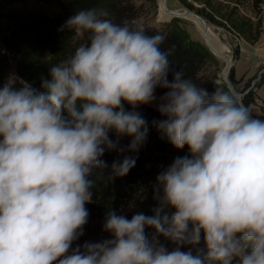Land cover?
I'll return each instance as SVG.
<instances>
[{"label":"clouds","instance_id":"clouds-1","mask_svg":"<svg viewBox=\"0 0 264 264\" xmlns=\"http://www.w3.org/2000/svg\"><path fill=\"white\" fill-rule=\"evenodd\" d=\"M106 16L87 8L65 20L59 30L80 42L39 87L15 74L0 86V264H264V118L237 92H209L181 70L169 80L165 36ZM154 101L155 127L187 154L157 174L152 215L109 209L110 236L74 245L89 177L116 147L109 134L137 151L148 126L135 109ZM134 164L113 161L110 175Z\"/></svg>","mask_w":264,"mask_h":264},{"label":"trees","instance_id":"trees-1","mask_svg":"<svg viewBox=\"0 0 264 264\" xmlns=\"http://www.w3.org/2000/svg\"><path fill=\"white\" fill-rule=\"evenodd\" d=\"M27 0H0V86L6 79L15 74L39 87L42 78H50L49 67L52 63L66 57L80 42V37L72 30H59L65 20L80 9L95 8L107 14L113 22H128L141 25L149 34L161 33L165 40L161 47L170 49V71L181 70L185 77L191 78L198 85L206 87L209 92L214 87L228 89L221 74L219 61L202 43L191 40L174 25L173 19L166 28L152 25L156 16L153 0H59L62 12L48 14L24 6ZM180 4L202 16L207 22L223 27L245 40L255 44L262 34L261 5L264 0H178ZM226 1V4L223 2ZM200 2L201 6H195ZM246 3L256 21L243 12ZM238 48L236 54L238 55ZM230 81L237 90L238 83L234 70L230 72ZM167 89L157 87L156 93L162 95ZM254 93L249 91L242 98L249 109L254 104ZM126 110L131 106L125 103ZM138 111L146 120L148 132L146 142L137 150L128 149L130 137L117 139L114 133L110 138L116 141L115 148H105L101 159L105 161L103 168L93 170L89 179L92 200L86 202L89 210L83 234L74 242L82 245L85 241H98L108 238L110 233L103 229L105 214L115 209L129 219L136 213L152 215L157 201L154 198L156 176L176 156L187 154V146L175 148L155 127L153 121L164 117L158 110L146 105H137ZM264 118V108L261 115ZM125 156L134 157L135 164L123 176H111V164ZM153 229L145 228L150 238Z\"/></svg>","mask_w":264,"mask_h":264},{"label":"rangeland","instance_id":"rangeland-1","mask_svg":"<svg viewBox=\"0 0 264 264\" xmlns=\"http://www.w3.org/2000/svg\"><path fill=\"white\" fill-rule=\"evenodd\" d=\"M155 4V18L152 21V25L158 28H166L172 24V20H169L167 16L162 15V11L160 10V2L159 0H153ZM169 9L171 10H179V9H187L183 7L178 0H166ZM220 1V0H218ZM150 2V0H149ZM226 4V1H223ZM151 3V2H150ZM30 8L36 9L48 14H60L62 12L61 5L59 0H27L24 4L20 5ZM195 6L200 7V2L196 3ZM261 18H262V34L260 40L255 44H249L245 40L237 37L227 29L217 26L215 24L209 23V26L226 42L227 46L230 49L232 61L238 59L234 70V76L236 75V70L240 73H243L242 79L238 80L237 90L235 91L238 94H243V97L249 91L253 92L254 104L250 107V110L253 115H261L262 109L264 108V99L260 98L259 94L264 92V3L261 5ZM243 12L248 14L251 18L256 21V17L254 13L251 11V5L246 3L243 8ZM159 16L163 21L159 20ZM178 30H180L183 34L188 36L191 40L200 42L205 44V40L203 35L200 32V29L197 23L190 19H178L174 24ZM207 47V46H206ZM208 48V47H207ZM238 48V55L236 54V49ZM209 49V48H208ZM210 50V49H209ZM211 51V50H210ZM212 54L215 56L217 61H219L221 67L222 77L223 71L226 65L222 59L218 58L213 52ZM232 71V69H231ZM230 71V72H231ZM230 72L228 74V80L230 81ZM235 77V79H236ZM231 82V81H230ZM157 97L160 95L156 93ZM242 97V98H243ZM146 105L155 110H158L156 107V102L147 103V104H139ZM160 240L166 244L169 248L174 245L172 242L165 240L163 237H160ZM184 247V246H182Z\"/></svg>","mask_w":264,"mask_h":264},{"label":"water","instance_id":"water-1","mask_svg":"<svg viewBox=\"0 0 264 264\" xmlns=\"http://www.w3.org/2000/svg\"><path fill=\"white\" fill-rule=\"evenodd\" d=\"M161 1L163 3V11H164V14L170 17L169 20H172V19H190V18H193V19L198 20L204 26V28H205L206 31L209 29L208 22L202 16H200L199 14H197L196 12H193V11L188 10V9L171 10V9H169V7L167 5L166 0H161ZM159 20L160 21H163L160 16H159ZM203 37H204L206 46L211 50V52H213L216 56H218V58H220L224 62H226V65H225V68H224V71H223V75H224L223 76V79H224V81H225L226 86L228 87V89L236 92L235 89H234L233 84L228 80V74L231 71V69H233V67H235L238 59H235L232 63H228L227 61H225V59L223 57H221L220 55L216 54L210 48V46L208 44V37H207V33L206 32L203 35ZM239 95L241 96V98L243 97V94H239Z\"/></svg>","mask_w":264,"mask_h":264},{"label":"bare ground","instance_id":"bare-ground-1","mask_svg":"<svg viewBox=\"0 0 264 264\" xmlns=\"http://www.w3.org/2000/svg\"><path fill=\"white\" fill-rule=\"evenodd\" d=\"M160 2V10L162 11V15L164 14L163 11V3L161 0H159ZM167 3V1H166ZM165 15V14H164ZM167 16V15H165ZM168 18H170L169 16H167ZM190 20H193L197 23L200 32L202 35L205 34V32L207 33V37H208V44L210 46V48L218 55H220L221 57H223L225 59V61H227L228 63H232V57H231V53H230V49L227 46L226 42L223 40V38H221L210 26L209 29L206 31L204 26L196 19L190 18Z\"/></svg>","mask_w":264,"mask_h":264},{"label":"crops","instance_id":"crops-1","mask_svg":"<svg viewBox=\"0 0 264 264\" xmlns=\"http://www.w3.org/2000/svg\"><path fill=\"white\" fill-rule=\"evenodd\" d=\"M236 75H237V77L235 76L236 81H238V80L242 79L243 73H240L238 70H236ZM259 96H260V98L264 99V92L262 94H259Z\"/></svg>","mask_w":264,"mask_h":264}]
</instances>
